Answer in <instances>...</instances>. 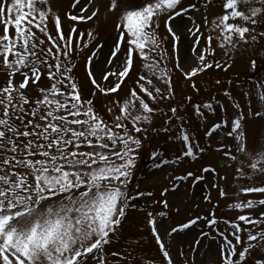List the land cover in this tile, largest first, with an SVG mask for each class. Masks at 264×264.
<instances>
[{
	"label": "snow or ice",
	"instance_id": "obj_1",
	"mask_svg": "<svg viewBox=\"0 0 264 264\" xmlns=\"http://www.w3.org/2000/svg\"><path fill=\"white\" fill-rule=\"evenodd\" d=\"M101 7L114 26L98 77L95 69L106 44L93 46L97 34L79 31L77 23L99 20ZM202 7L205 14L196 23L189 13L200 10L199 0H72L66 17L76 23L65 32L52 0H0V264H156L134 257L133 245L117 247L129 209L138 208L134 201L153 195L134 196L128 187L150 131L169 133V140L181 144L175 163L214 151L220 163L200 172L215 176L211 189L221 199L228 200L230 193L220 184H227L228 175L218 167L231 169L237 185L227 204L235 218L220 219L214 211L197 215L166 230L167 242L156 220L166 213L146 212L159 264H197L204 239L210 241L204 252L215 244L216 253L200 264H264V210L254 214L264 209V125L250 127L264 121V81L255 85L258 91L243 93L246 107L232 103L231 112L214 98L194 103L192 96L185 97L196 118L217 117L205 127L208 146L189 134L180 106L162 107L175 97L173 69L193 81L190 87L199 93L195 77L232 67L217 59L218 52L233 59L237 52L251 51L248 59L255 68L254 54L264 48V0H203ZM185 17L192 21L185 30L193 40L187 68L180 62L181 36L173 27ZM169 37L171 53L165 47ZM81 60L90 85L87 97L76 77ZM223 95L232 100L230 90ZM97 96L112 97L103 111L96 107ZM157 117H165L166 127H152ZM152 158L157 169L173 163L156 151ZM188 178L198 182L205 176L188 171L172 180ZM251 194L259 197L244 198ZM203 199L212 202L211 195ZM161 203L169 207L166 199ZM147 207L145 201L139 210ZM199 221L208 231L189 245L192 259L179 250L174 260V234ZM140 245L135 241V247Z\"/></svg>",
	"mask_w": 264,
	"mask_h": 264
},
{
	"label": "rangeland",
	"instance_id": "obj_2",
	"mask_svg": "<svg viewBox=\"0 0 264 264\" xmlns=\"http://www.w3.org/2000/svg\"><path fill=\"white\" fill-rule=\"evenodd\" d=\"M188 2V0H186ZM190 2H197V0H190ZM201 8L198 12H190L189 15L193 17L196 23H200L202 16L205 14L203 9V0H199ZM72 0H52L53 10L59 12L63 20L64 31L67 32L71 24L76 23L69 21L66 17V13L71 8ZM211 9L208 10V14L211 17ZM113 26L114 18L106 15L103 7H101V13L99 20H94L88 23H77L79 31L92 30L97 34V40L95 43H105L106 46L99 57L100 63L96 65V73L99 77L100 67L103 60L109 53V46L113 41ZM192 26V21L185 17L183 20H177L173 22L174 30L177 31L178 35L181 36L179 42V56L180 62L184 67H190L192 64V37L186 32L187 27ZM160 33L162 36L166 35V30L161 25ZM169 53L172 50L171 38L165 45ZM203 47V44L201 45ZM90 54L86 52L85 55ZM249 56H253L251 51L244 52L240 51L235 54L233 59H229L224 56L223 53H217V59L221 62L225 60L232 64V67L227 71L211 70L195 77L194 82L200 89L199 93H196L190 87L193 81H185L184 76L181 72L173 69L172 77L175 87V97L170 102H165L162 107L167 111L168 106H180L181 113L184 115L185 120L188 121L186 127L189 134L196 138L199 143L204 146H208L210 143L209 138L204 136L206 124L210 125L212 122L216 121L217 117L209 114L207 122L196 118L192 112V105L185 100V97L192 96L194 103H199L201 101H208L210 98H214L212 102L215 104L216 101L229 107L231 112V104L239 103L242 106H247L248 98L243 95V93L249 91H258L255 88L257 83L264 81V48H258L254 54L256 59L255 68L251 67L249 62ZM175 61L173 60L168 64L169 68H172ZM133 73V77H135ZM76 77L80 83L82 90L87 97L90 91V85L87 81L86 72L83 68V60L80 61V67L76 70ZM216 80H220L221 84L217 85ZM4 81V76L0 74V84ZM132 81L129 80L126 85H124V90L127 91L128 87L131 85ZM225 90H230L232 100L230 101L227 97L223 95ZM124 93L121 92V95ZM112 97L104 98L97 96L96 107L98 110L103 111L104 104L107 103L108 99ZM219 116L223 117V113H218ZM165 117H157L152 125L156 129L166 127L164 124ZM264 125V121H253L250 124L252 128H259ZM169 133L163 131L149 132L148 139L146 140L142 153L137 159V165L133 172L132 177L129 181V192L132 195H136L137 192H152V197H141L140 199L134 201L137 204V209L130 208L127 213V218L123 222V238L117 247H123L124 245H133L134 249H129L132 251L134 257L147 258L149 260L154 259L156 264H159L161 259L158 252V248L154 243V238L151 237L150 228L147 225V211H152L154 214H158L163 211L166 213L165 216L161 217L156 215L157 227L164 236L165 241L169 239L165 235L166 230H170L171 227L177 226L180 223L187 222V220L195 218L197 215L205 216L209 212L214 211L217 218H235L237 213L235 211H230L227 208V204L231 202V193L235 191L237 185L233 181L231 169L218 167V171L221 175L227 173L228 182L225 184L224 181H220L221 186L228 189L230 193V198L228 200L221 199L217 190L211 189V184L215 182V176L213 174H204L200 172L203 166L213 165L217 166L220 161L219 157L214 151H208L198 156L196 160L190 158H182L181 162L175 163L177 155L180 153L181 144L175 140L168 139ZM228 143V140L224 141ZM211 147L214 150L217 147L215 140L211 141ZM156 151L161 154V157L168 161H173V163L164 164L161 168H154L152 152ZM188 171H192L196 174H201L205 176V179L198 182H193L191 178L185 179L183 181H173L172 177L186 175ZM167 188L168 192L165 196H161V192ZM206 195H211L212 202H206L203 197ZM259 194H251L247 198H258ZM167 200L169 207L164 208L161 201ZM145 201L148 202V207L144 211H140V208L145 207ZM212 204H217L218 207L213 208ZM264 209H257L254 214L258 215L259 211ZM223 227V225H221ZM201 231H208L205 226L204 221H199L196 226H193L189 230L183 232H178L174 234L176 248L172 250V255L174 260H179L177 252L183 250L188 252L189 259H192L193 253L189 252V245L194 244V240L199 236ZM135 241H141L140 247H135ZM210 241L204 239L200 245L201 252L195 254L197 264L200 261L207 260L210 256H215L216 246L211 244L210 250L205 253L204 250L208 248Z\"/></svg>",
	"mask_w": 264,
	"mask_h": 264
}]
</instances>
